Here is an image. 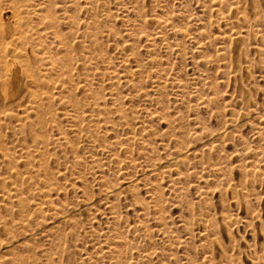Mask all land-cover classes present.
Segmentation results:
<instances>
[{
    "label": "rangeland",
    "instance_id": "374dc122",
    "mask_svg": "<svg viewBox=\"0 0 264 264\" xmlns=\"http://www.w3.org/2000/svg\"><path fill=\"white\" fill-rule=\"evenodd\" d=\"M11 1H0V25L14 29L20 22L21 31L25 30L18 47L26 49L25 59L33 60L35 66L32 91L36 94L37 112L35 107L29 113L24 108L17 110L0 104V125L4 122L0 126V176H4L3 183L6 181L3 185L0 178V242L14 239L13 248L9 253L1 251L0 257L16 263L19 259L18 264L26 259V264H32V260L33 264H114L119 255L114 252L124 251L121 259L117 258L119 264H264V0H52L53 5L51 0H20L30 6ZM23 6L25 10H21ZM46 14L52 21L58 18L52 22L48 16V22L44 19ZM143 19L157 21V27L147 25ZM24 25L34 31L29 32ZM229 32L239 33L243 40L238 51L242 49L244 59L237 64L229 57ZM47 61L50 68L46 67ZM109 78L117 79V83ZM237 86L246 93L245 99L239 98ZM4 89L1 85V94L6 92ZM3 112L14 117L3 116ZM29 140L35 142L30 141L27 147ZM37 146L43 149L41 153ZM30 147H34V152ZM182 153H187V157ZM178 154L183 156L177 162L174 158ZM152 164L155 167H148ZM147 169H156V175L152 177ZM29 170L33 171L32 176ZM34 172L38 176L33 178ZM20 175L21 179L16 180ZM45 180L52 186L56 182V186L52 189ZM126 182L131 187L128 190L122 187ZM104 191L112 196H105ZM7 192L23 194L20 197L27 199L23 201L25 207L8 199ZM25 194H29L28 198ZM50 197L53 208L49 205L43 212L34 210L36 204ZM155 198L159 206H155ZM31 200L38 203L33 202V206ZM4 207L6 211L12 208L9 215ZM26 213L33 214L29 220ZM26 218L34 223L30 224L34 226L32 232L25 235L23 228V232L17 227L13 230L14 224L27 223ZM1 222L7 224L6 229Z\"/></svg>",
    "mask_w": 264,
    "mask_h": 264
},
{
    "label": "bare ground",
    "instance_id": "6f19581e",
    "mask_svg": "<svg viewBox=\"0 0 264 264\" xmlns=\"http://www.w3.org/2000/svg\"><path fill=\"white\" fill-rule=\"evenodd\" d=\"M0 1H1V0H0ZM2 1H3V0H2ZM6 1H7V0H6ZM8 1H9V0H8ZM12 1H14V0H12ZM12 1H11V2H12ZM16 1H18V0H16ZM16 1H15V2H16ZM19 1H20V0H19ZM25 1H26V0H25ZM41 1H42V0H41ZM51 1H52V0H51ZM54 1H55V0H54ZM88 1L90 2V0H88ZM88 1H87V2H88ZM219 1H220V3L222 2L221 0H219ZM20 2H21V1H20ZM47 2H48V1H47ZM47 2H46V3H47ZM49 2H50V1H49ZM49 2H48V3H49ZM89 2H88V4L91 3V2H90V3H89ZM237 2H238V1H237ZM241 2H242V1H241ZM249 2H250V1H249ZM251 2H252V1H251ZM21 3H22V4H26L25 2H24V3L21 2ZM27 3H28V2H27ZM40 3H42V2H40ZM44 3H45V2H44ZM50 3L52 4L53 1L50 2ZM220 3H219V4H220ZM8 4H9V3H8ZM38 4H39V3H38ZM38 4H37V5H38ZM53 4H54V3H53ZM53 4H52V5H53ZM74 4H76V3H74ZM241 4H242V3H241ZM14 5L16 6L15 3H14ZM20 5H21V4H20ZM20 5H19V6H20ZM28 5H29V4H28ZM28 5L26 4L25 6H28ZM45 5H46V4H45ZM52 5H50V6H52ZM216 5H217V4H216ZM246 5H247V4H246ZM29 6H30V5H29ZM39 6H40V8H41L42 5H39ZM39 6H38V7H39ZM73 6H74V7H73ZM220 6H221V5H220ZM243 6H244V5H243ZM5 7H6V6H5ZM44 7L47 8L46 6H44ZM48 7H49V6H48ZM52 7H53V6H52ZM70 7H71V8L73 7V8H75V9L77 8V7H75V5H72V6H70ZM147 7H148V6H147ZM225 7H226V6H225ZM233 7H235V6H232V8H233ZM35 8H36V7H35ZM42 8H43V6H42ZM49 8H50V7H49ZM49 8H48V10H49ZM62 8H63V7H62ZM66 8H67V7H66ZM214 8H215V7H214ZM219 8H220V7H219ZM6 9H7V8H6ZM12 9H13V8H12ZM15 9H17V7H16ZM22 9L25 10L26 7L24 8V6H23V7H21V10H22ZM27 9H28V8H27ZM30 9H31V8H30ZM30 9H28V10H30ZM43 9H44V8H43ZM69 9H70V8H69ZM35 10H36V9H35ZM51 10H52V8H51ZM60 10H61V9H60ZM64 10H65V9H64ZM64 10H63V11H64ZM214 10H215V9H213V11H214ZM230 10H231V9H230ZM36 11H37V10H36ZM36 11H35L34 13H36ZM49 11H50V10H49ZM54 11H55V10H54ZM73 11H74V9H73ZM222 11H223V10H222ZM235 11H236V10H235ZM17 12H20V14H21V11H17ZM26 12H27V11H26ZM28 12H29V11H28ZM28 12H27V13H28ZM46 12H47V11H46ZM56 12H57V11H56ZM61 12H62V11H61ZM64 12H65V11H64ZM71 12H72V11H71ZM144 12H145V11H144ZM227 12H228V11H227ZM229 12H230V11H229ZM232 12H234V11L231 10V13H232ZM22 13H23V11H22ZM24 13H25V11H24ZM27 13H26V14H27ZM38 13H40V12L38 11ZM41 13H44V12H41ZM41 13H40V14H41ZM69 13H70V12H68L67 15H69ZM149 13H150V12H149ZM214 13H215V12H214ZM54 14H55V13H54ZM65 14H66V13H64V15H65ZM143 14H144V13H143ZM146 14H147V13H146ZM221 14H223V13L221 12ZM229 14H230V13H229ZM21 15H22V14H21ZM24 15H25V14H24ZM27 15H28V14H27ZM42 15H43V14H42ZM42 15H41V18H42ZM46 15H47V14H46ZM55 15H56V14H55ZM233 15H234V13H233ZM256 15H258V14H256ZM13 16L16 17V10H14V9H13ZM22 16H23V15H22ZM29 16H30V15H29ZM37 16H38V14H37ZM44 16H45V14H44ZM48 16H49V18L51 17L50 15H47L44 19L48 20ZM52 16H54V15H52ZM149 16H150V15H149ZM217 16H218V14H217ZM219 16H220V15H219ZM224 16H225V15H224ZM229 16H230V15H229ZM229 16H228V17H229ZM236 16H237V15H236ZM240 16H241V18H242V15H241V14H240ZM18 17H19V16H18ZM30 17H31V16H30ZM54 17H55V16H54ZM66 17H67V16H66ZM19 18H20V17H19ZM21 18H22V17H21ZM26 18H27V17H26ZM55 18H56V17H55ZM57 18H58V17H57ZM57 18H56V19H57ZM145 18H146V17H145ZM147 18H148V17H147ZM225 18H226V17H225ZM235 18H236V17H235ZM235 18H233V19H235ZM237 18H239V17L237 16ZM241 18H239V20H240ZM17 19H18V18H17ZM31 19H32V18H31ZM50 19H51V18H50ZM50 19H49V20H50ZM56 19H53V21H54V20L56 21ZM62 19H63V18H62ZM66 19H67V18H66ZM69 19H70V17H69ZM223 19H224V18H222V20H223ZM228 19H230V18H228ZM244 19H245V18H244ZM18 20H19V19H18ZM22 20H25V19H24V16H23V19H22ZM37 20L40 21L39 18H38ZM49 20H48V22H51V21H52V19H51V21H49ZM77 20H78V19H77ZM143 20H144V19H143ZM163 20H165V19H163ZM171 20H172V19H171ZM226 20H227V18L225 19V22H226ZM235 20H236V19H235ZM247 20H248V19H247ZM247 20H246V21H247ZM19 21H21V20H19ZM41 21H42V19H41ZM53 21H52V22H53ZM57 21H59V20H57ZM144 21H146L145 23H147V25H151V26L153 25V26H156V27H157V21H155V20H153V19H151V20H149V21H148V20H144ZM161 21H162V20H161ZM212 21H213V20H212ZM227 21H228V20H227ZM230 21H231V20H230ZM230 21H229V22H230ZM14 22H15V21H14ZM46 22H47V21H46ZM162 22H163V21H162ZM165 22H166V21H165ZM238 22H240V21H238ZM238 22H237V23H238ZM8 23H9V22H8ZM21 23H22V22H21ZM23 23H24V22H23ZM25 23H26V22H25ZM42 23H43V21H42ZM58 23H59V22H58ZM60 23H61V22H60ZM60 23H59V25H62V24H60ZM143 23H144V22H143ZM168 23H170V22H168ZM16 24H17L16 26H18V27H17V28H14V29H9L11 26H10L9 28H8V27L6 28V26L3 27L2 25H0V38H1L0 40H2V41L4 42V43L0 44V88H1V85H2V86L5 88L4 91H6L5 93L3 92V94L0 93V104H1L2 106H4V107H13V109H14V108H18L17 110H19V108H24V109H25V112H27V111L30 110V109L33 110L34 107H35V103H36V102L34 101V100H35V96H36V94L34 95V93H33V91H32V88L34 87L33 85H35V82H36V80H35V77H36V72H35V71H36V70H35L34 63L32 62L33 60L30 62V60L28 61V59H25V57H26V49H25V48H20V47H18V43L21 42L20 40H22L23 36H25V34H24V33H25V30L21 31V25H22V24L20 25V22H19V23L16 22ZM30 24H31V23H30ZM53 24H55V23H53ZM77 24H78V23H77ZM211 24H212V23H211ZM227 24H230V23H227ZM240 24H241V23H240ZM243 24H244V21H243ZM246 24H247V23H246ZM5 25H7V24H5ZM44 25L46 26V23H44ZM47 25H48V26H47V28H48V27H49V23H47ZM51 25H52V23H51ZM144 25H145V24H144ZM217 25H218V24H217ZM238 25H239V24H238ZM24 26H25V25H24ZM31 26H32V24H31ZM35 26H37V25H35ZM210 26H211V28H212V25H210ZM228 26H229V25H228ZM22 27H23V26H22ZM25 27H26V26H25ZM25 27H23V29H24ZM28 27H29V26H28ZM28 27H26V28H28ZM33 27H34V26H33ZM50 27H51V26H50ZM52 27H54V26H52ZM52 27H51V28H52ZM145 27H146V26H145ZM161 27H162V26H161ZM171 27H172V26H171ZM238 27H239V26H238ZM240 27H241V26H240ZM249 27H250V26H249ZM26 28H25V29H26ZM39 28H40V27H39ZM47 28H45V29H47ZM54 28H55V27H54ZM57 28H58V26L56 25V28H55V29H57ZM149 28H150V27H149ZM165 28H166V27H165ZM165 28H164V29H165ZM246 28H247V27H246ZM246 28H245V29H246ZM35 29H36V28H35ZM37 29H38V28H37ZM40 29H42V28H40ZM147 29H148V28H147ZM152 29H153V28H152ZM154 29H155V28H154ZM154 29H153V30H154ZM159 29H160V28H159ZM166 29H167V28H166ZM169 29H170V27H169ZM169 29H168V30H169ZM172 29H173V28H172ZM234 29H235V27H234ZM242 29H243V28H242ZM247 29H248V28H247ZM42 30H43V29H42ZM42 30H41V31H42ZM57 30H58V29H57ZM149 30H151V29H149ZM240 30H241V28H240ZM240 30H237V31L240 32ZM28 31L31 32V31H34V30L31 29V27H30V28H28ZM35 31H36V33H39L37 30H35ZM50 31H52V29H51ZM157 31H159V30H157ZM170 31H171V30H170ZM229 31H230V30H229ZM56 32H57V31H56ZM56 32H55V33H56ZM151 32H152V31H151ZM246 32H248V31H246ZM254 32H255V31H253V33H254ZM32 33H34V32H32ZM32 33H31V34H32ZM229 33H230V34H229V36H230L232 32H229ZM240 33H241V32H240ZM249 33H250V32H249ZM51 34H53V32H52ZM57 34H58V32H57ZM256 34H257V33H256ZM26 35H29V34L27 33ZM33 35H34V34H32V37H33ZM40 35H41V33H40ZM43 35H44V34H43ZM55 35H56V34H55ZM58 35H60V34H58ZM58 35H57V36H58ZM125 35H126V34H125ZM129 35H130V34H129ZM151 35H152V33H151ZM189 35H190V34H189ZM241 35H242V34H241ZM35 36H36V35H35ZM44 36H45V35H44ZM44 36H43V37H44ZM148 36H149V35H148ZM156 36H157V35H156ZM224 36H227V35H224ZM224 36H223V37H224ZM242 36H243V35H242ZM242 36H241V37H242ZM30 37H31V35H30L28 38H30ZM43 37H42V38H43ZM45 37H46V36H45ZM93 37H94V36H93ZM142 37H143V36H142ZM151 37H152V36H151ZM227 37H228V36H227ZM230 37H232V38H231V43H230L231 46H230V50H229V53H230V56H229V57H231V61H232L233 63H236V64H237V62H240V61L242 62L243 59H244V54H243V52H242V49H241V52L238 51L239 44H240L241 42H243V40L241 41L240 36H239V33H234V34L231 35ZM249 37H250V35H249ZM252 37H253V35H252ZM34 38H35V37H34ZM38 38H39V36H38ZM57 38H58V37H57ZM153 38H155L154 35H153ZM255 38H256V36H255ZM35 39H36V38H35ZM35 39H33V40H35ZM40 39H41V38H40ZM148 39H149V38H148ZM227 39H229V37H228ZM243 39H244V38H243ZM5 40L7 41V43H5ZM24 40H25V39H24ZM24 40H23V41H24ZM33 40H32V41H33ZM38 40H39V39H38ZM141 40H142V39H141ZM153 40H155V39H153ZM244 40H245V39H244ZM25 41H26V40H25ZM27 41H31V39H30V40L28 39ZM56 41H57V40H56ZM148 41H149V40H148ZM155 41H156V40H155ZM155 41H153V42L155 43ZM0 42H1V41H0ZM82 42H83V41H82ZM156 42H157V41H156ZM228 42H229V40H228ZM244 42H245V41H244ZM25 43L28 44V42H25ZM20 44H21V43H20ZM31 45H32V44H31ZM86 45H87V44H86ZM242 45H244V47H246L245 44H242ZM33 46H34V45H33ZM33 46H32V47H33ZM87 46H88V45H87ZM25 47H26V46H25ZM241 47H242V46H241ZM33 48H34V47H33ZM98 49H99V48H98ZM33 50H34V49H33ZM35 50H36V49H35ZM224 50L226 51V49H224ZM244 50H245V48H244ZM65 51L67 52V50H65ZM100 51H101V50H100ZM256 51H257V50H256ZM37 52H39V51L37 50ZM84 52H85V51H84ZM223 52H224V51H223ZM244 52H245V51H244ZM88 53H89V52H88ZM229 53H228V54H229ZM247 53H248V52H247ZM257 53H258V52H257ZM40 54H41V53H40ZM226 54H227V53H226ZM255 54H256V53H255ZM38 55H39V54H38ZM42 55H44V54H42ZM50 55H51V54H50ZM59 55H60V54H59ZM248 55H249V54H248ZM248 55L246 54L245 56L247 57ZM27 56H28V54H27ZM39 56H40V55H39ZM226 56L228 57V55H226ZM64 57H65V56H64ZM135 57H137V56H135ZM229 57H228V58H229ZM28 58H29V57H28ZM100 58H101V57H100ZM40 59H41V58H40ZM43 59H44V58H43ZM50 59H51V58H50ZM75 59H77V58H75ZM79 59H80V58H79ZM79 59H78V60H79ZM47 60H48V59H47ZM69 60H70V59H69ZM92 60H93V58H92ZM123 60H124V59H123ZM226 60H227V59H226ZM40 61L42 62V60H40ZM43 61H46V59L43 60ZM48 61H49V60H48ZM48 61H47V62H48ZM95 61H96V60H95ZM128 61H129V60H128ZM244 61H245V60H244ZM248 61H249V60H248ZM41 62H40V63H41ZM49 62H50V61H49ZM49 62H48V63H49ZM78 62H79V61H78ZM81 62H82L81 64L84 65V64H83V61H81ZM84 62L86 63V61H84ZM87 62H88V61H87ZM89 62H90V60H89ZM89 62H88V63H89ZM126 62H127V61H126ZM135 62H136V61H135ZM137 62H138V61H137ZM229 62H230V61H229ZM245 62H246V61H245ZM38 63H39V62H38ZM45 63H46V62H45ZM50 63H52V62H50ZM50 63H49L48 65L45 64L46 67H47V66L49 67V66H50ZM54 63H56V62H54ZM54 63H53V64H54ZM90 63H91V62H90ZM90 63H89V64H90ZM248 63H250V62H248ZM41 64H42V63H41ZM41 64H40V65H41ZM66 64H67V63H66ZM69 64H70V63H69ZM81 64H79L80 67H82ZM89 64H88V65H89ZM230 64H231V63H230ZM236 64H233V65H236ZM250 64H251V63H250ZM86 65H87V64H86ZM88 65H87V66H88ZM120 65H121V63H120ZM123 65H125V64L122 63L121 67H123ZM126 65H127V64H126ZM226 65H227V64H226ZM248 65H249V64H248ZM36 66H39V65H36ZM54 66H55V65H54ZM54 66H53V67H54ZM230 66H231V65H230ZM239 66H240V65H239ZM51 67H52V66H51ZM56 67H57V66H56ZM56 67H54V68H56ZM67 67H68V66H67ZM70 67H71V66H70ZM119 67H120V66H119ZM124 67H125V66H124ZM124 67H123V68H124ZM224 67H225V66H224ZM253 67H254V66H253ZM257 67H258V66H257ZM43 68H44V65H43ZM43 68H42V69H43ZM49 68H50V67H49ZM57 68H58V67H57ZM57 68H56V70H58ZM84 68H85V66H84ZM84 68L82 67V69H84ZM86 68H87V70H89L88 67H86ZM91 68H92V67H91ZM91 68H90V70H91ZM126 68H127V67H125V69H126ZM36 69H37V67H36ZM96 69H97V68H96ZM125 69H124V70H125ZM137 69H138V68H137ZM50 70H51V69H50ZM53 70H54V69H53ZM85 70H86V69H85ZM124 70H123V71H124ZM128 70H129V68H128ZM134 70H135V69H134ZM244 70H245V69H244ZM37 71H38V69H37ZM76 71H77V70H76ZM129 71H131V69H130ZM43 72H44V71H42V73H43ZM47 72H48V71H46V73H47ZM52 72H53V71H52ZM70 72H71V71H70ZM79 72H80V71H79ZM95 72H98V71L95 70ZM95 72H93V74H94ZM114 72H115V71H114ZM126 72H127V71H125V73H126ZM137 72H138V71H137ZM137 72H136V71H133V70L131 71L132 74H135V73H137ZM125 73H124V74H125ZM129 73H130V72H128V74H129ZM138 73H139V72H138ZM138 73H137V74H138ZM44 74H45V73H44ZM93 74H92L91 77L95 76V75H93ZM95 74H97V73H95ZM113 74H114V73H113ZM119 74H121V76H122V73H119ZM128 74H125V75H128ZM230 74H231V73H230ZM237 74H238V73H237ZM40 75H41V74H40ZM40 75H38V77H39ZM61 75H62V74H61ZM99 75H100V74H99ZM117 75H118V74H117ZM129 75H130V74H129ZM129 75H128V77H129ZM138 75H139V74H138ZM234 75H235V74H234ZM41 76H42V75H41ZM43 76H45V75H43ZM46 76H47V74H46ZM76 76H77V75H76ZM97 76H98V75H97ZM101 76H102V75H101ZM229 76H230V75H229ZM241 76H242V75H241ZM38 77H37V78H38ZM89 77H90V76H89ZM89 77H87V78L89 79ZM112 77H113V76H112ZM134 77H135V76H134ZM244 77H245V75H244ZM41 78H42V77H41ZM52 78H53V77H52ZM78 78H79V77H78ZM78 78H77V79H78ZM119 78H120V77H119ZM235 78H236V77H235ZM247 78H248V77H247ZM42 79L44 80V78H42ZM59 79H60V78H59ZM109 79H110V78H109ZM112 79H113V78H111L110 80H112ZM126 79H129V78H126ZM126 79H125V77H124V80H126ZM236 79H237V78H236ZM241 79H242V78H241ZM245 79H246V78H245ZM38 80H39V79H38ZM69 80H72V79L69 78ZM91 80H92V79H91ZM113 80H115V79H113ZM113 80H112V81H113ZM116 80H117V79H116ZM116 80H115V81H116ZM40 81H41V80H40ZM64 81H65V80H64ZM89 81H90V80H89ZM129 81H130V80H129ZM230 81H231V80H230ZM243 81H244V80H243ZM37 82H38V81H37ZM62 82H63V81H62ZM78 82H79V80H77V84L80 83V82H79V83H78ZM86 82H87V81H86ZM56 83H57V82H56ZM88 83H90V82H88ZM88 83H87V84H88ZM91 83H92V81H91ZM111 83H112V82H111ZM113 83H114V82H113ZM116 83H117V81H116ZM124 83H125V82H124ZM128 83H130V82H128ZM235 83H236V81H235ZM114 84H115V83H114ZM120 84H121V83H120ZM122 84H123V83H122ZM122 84H121V85H122ZM125 84H126V83H125ZM130 84H131V83H130ZM243 84H244V83H243ZM88 85H89V84H88ZM88 85H87V86H88ZM244 85H245V84H244ZM87 86H86V87H87ZM134 86H135V85H134ZM235 86H236V85H235ZM245 86H247V85H245ZM57 87H58V86H57ZM114 87H115V86H114ZM114 87H113V88H114ZM120 87H121V86H120ZM120 87H119V89H120ZM58 88H59V87H58ZM109 88H110V87H109ZM113 88H112V89H113ZM130 88H131V87H130ZM132 88H133V87H132ZM233 88H235V87H233ZM2 89H3V88H2ZM54 89H55V88H54ZM112 89H111V90H112ZM117 90H118V89H117ZM117 90H115L114 93H116ZM120 90H121V89H120ZM120 90H119V91H120ZM0 91H1V90H0ZM237 91H238V93H239V95H240L239 98H241V99H245V97H246V96H245L246 93H245L240 87H238V86H237ZM111 92H112V91H111ZM38 93H39V92H38ZM114 93H112V94H114ZM43 94H44V93H43ZM47 94H48V93H47ZM118 94H119V92H117V95H118ZM48 95H50V94H48ZM48 95H47V96H48ZM110 95H111V94H110ZM38 96L40 97V95H38ZM113 96H114V95H113ZM118 96H119V95H118ZM41 97H42V96H41ZM41 97H40V98H41ZM115 97H116V95H115ZM115 97H114V98H115ZM40 98H37V99H40ZM37 99H36V100H37ZM41 99H42V98H41ZM118 99H119V97H118ZM118 99H117V100H118ZM248 99H249V98H248ZM248 99H247V100H248ZM44 100H46V99H44ZM51 100H52V99H51ZM117 100H116V101H117ZM233 100L236 101L235 99H233ZM37 101H38V100H37ZM47 101H49V100H47ZM47 101H45V102H47ZM211 101H212V100H211ZM234 101H233V102H234ZM241 101H242V100H241ZM248 101H249V100H248ZM38 102L42 104V102H41L40 100H39ZM38 102H37V103H38ZM117 102H118V101H117ZM207 102H208V101H207ZM43 103H44V101H43ZM238 103H239V102H238ZM91 104H92V103H91ZM38 106H41V105H38ZM37 108H38V107H37ZM26 109H27V110H26ZM38 109H39V108H38ZM35 110H36V111H35V113H36V112H37L36 107H35ZM21 111H22V110H21ZM19 112H20V111H19ZM19 112H18V113H19ZM28 112H29V111H28ZM30 112H31V111H30ZM30 112H29V113H30ZM3 113H4V112H3ZM7 113H8V112H7ZM32 113H33V112H32ZM91 113H92V112H91ZM5 114H6V113H4L3 116H5ZM9 114H10V113H8V114H6V115H9ZM80 114H81V113H80ZM85 114H88V113L85 112ZM85 114L83 113V115H85ZM12 115H13V114H10V117H12ZM25 115H26V114H25ZM27 115H28V113H27ZM17 116H18V115H17ZM64 116H65V115H64ZM64 116H63L62 118H64ZM66 116H67V115H66ZM66 116H65V117H66ZM68 116H69V115H68ZM81 116H82V115H81ZM81 116H80V117H81ZM85 116H86V115H85ZM89 116L91 117L92 114H91V115L89 114ZM253 116H254V115H253ZM10 117H9V118H10ZM13 117H14V115H13ZM21 117H22V116H21ZM21 117H20V118H21ZM23 117H24V115H23ZM23 117H22V118H23ZM25 117H26V116H25ZM27 117H28V116H27ZM29 117H30V115H29ZM32 117H33V116H32ZM32 117H31V118H32ZM36 117H37V115H36ZM36 117H35V119H37ZM49 117H50V116H49ZM49 117H48V120H51V119H49ZM243 117H244V116H243ZM1 118H2V117H1ZM1 118H0V119H1ZM3 118H4V117H3ZM17 118H19V117H17ZM22 118H21V119H22ZM39 118H41V120H42V116H41V117L39 116ZM44 118H45V117H44ZM44 118H43V120H44ZM46 118H47V117H46ZM50 118H51V117H50ZM5 119H6V117H5ZM13 119H14V118H12V120H13ZM33 119H34V118H33ZM33 119H32V120H33ZM66 119H67V118H66ZM70 119H71V117H70ZM72 119H73V117H72ZM75 119H76V118H75ZM3 120H4V119H2V121H3ZM18 120H19V119H18ZM18 120H17V121H18ZM23 120H24V119H23ZM32 120H31V121H32ZM43 120H42V121H43ZM87 120H88V119H87ZM7 121H8V120H7ZM19 121H20V120H19ZM35 121H36V120H35ZM38 121H40V119H39ZM44 121H45V120H44ZM72 121H73V120H72ZM77 121H78V120H77ZM83 121H84V118H83ZM85 121H86V120H85ZM88 121H89V120H88ZM21 122H22V121H21ZM121 122H122V121H121ZM3 123H4V122H3ZM3 123H2L1 125H3ZM25 123H26V118H25ZM29 123H30V122H29ZM109 123H110V122H109ZM7 124H8V123H7ZM10 124H11V122H10ZM16 124H17V123H16ZM16 124H15V125H16ZM19 124H21V123H19ZM23 124H24V122H23ZM27 124H28V123H27ZM31 124H32V123H31ZM76 124H78V123H76ZM76 124H74V126H75ZM93 124H94V123H93ZM115 124H116V123H115ZM1 125H0V126H1ZM15 125H14V126H15ZM43 125H44V124H43ZM43 125H42V127H43ZM45 125H46V124H45ZM48 125H49V124H48ZM53 125H54V124H53ZM229 125H230V124H229ZM3 126H4V125H3ZM3 126H2V127H3ZM5 126H6V122H5ZM14 126H13V128H14ZM22 126L24 127L25 125H22ZM29 126H30V125H29ZM51 126H52V125H51ZM11 127H12V125L9 126V128H11ZM17 127H18V126H17ZM20 127H21V126H20ZM30 127H31V126H30ZM36 127H37V126H36ZM38 127H39V126H38ZM38 127H37V128H38ZM94 127H95V126H94ZM117 127H118V126H117ZM230 127H231V126H230ZM13 128H12V130H13ZM26 128H27V125H26ZM26 128H25V129H26ZM31 128H32V127H31ZM44 128H45V126H44ZM48 128H49V127H48ZM48 128H46V129H48ZM28 129H29V128H28ZM33 129H34V128H33ZM35 129H36V128H35ZM39 129H40V128H39ZM46 129H45V130H46ZM74 129H75V128H74ZM17 130L19 131L20 128H19V129L17 128ZM30 130H31V129H30ZM30 130H29V131H30ZM48 130H49V129H48ZM71 130H72V129H71ZM14 131H15V129H14ZM18 131H17V132H18ZM23 131H24V130H23ZM26 131H27V130H26ZM32 131H33V130H32ZM40 131H41V130H40ZM55 131H56V130H55ZM73 131H75V130H73ZM21 132H22V131H21ZM42 132H43V131H42ZM23 133H24V132H23ZM28 133H29V132H28ZM32 133L34 134V133H36V132H32ZM37 133H38V132H37ZM39 133H40V132H39ZM44 133H45V132H44ZM74 133H75V132H74ZM42 134H43V133H42ZM77 134H78V133H77ZM202 134H204V133H202ZM9 135H10V134H9ZM27 135H28V134H27ZM34 135H35V134H34ZM38 135H39V134H38ZM74 135H75V134H74ZM83 135H84V137L86 138V134H83ZM87 135H88V134H87ZM91 135H92V133H91ZM29 136H30V135H29ZM89 136H90V134H89ZM89 136H87L88 139H89ZM46 137H47V136H46ZM91 137H92V136H91ZM32 138H33V137H32ZM32 138H31V139H32ZM34 138H35V137H34ZM39 138H40V136H39ZM81 138H82V137H81ZM85 138H84V139H85ZM201 138H203V137H201ZM201 138H199V139H201ZM46 139L48 140V138H46ZM61 139H62V137H61ZM63 139H64V138H63ZM88 139H87V140H88ZM90 139H92V138H90ZM90 139H89V140H90ZM199 139H198V140H199ZM203 139H204V138H203ZM32 140H33V139H32ZM32 140H29L28 142L25 141V142H26L27 145H28V143H29L30 141L32 142ZM34 140H35V139H34ZM39 140H40V139H39ZM42 140H44V139H43V135H42ZM89 140H88V141H89ZM44 141H45V140H44ZM48 141H49V140H48ZM50 141H51V140H50ZM59 141H60V140H59ZM63 141H64V140H63ZM65 141H66V140H65ZM65 141H64V142H65ZM34 142H35V141H34ZM34 142H32V143H34ZM38 142H39V141H38ZM40 142H41V141H40ZM90 142H91V141H90ZM94 142H95V141H94ZM48 143H50V142H48ZM85 143H86V142H85ZM91 143H93V142H91ZM24 144H25V143H24ZM29 144H30V143H29ZM36 144H38V143H36ZM42 144H43V143H42ZM42 144H41V145H42ZM30 145H31V144H30ZM30 145H28L27 147H29ZM43 145H44V144H43ZM43 145H42V146H43ZM34 146H35V144H34ZM46 146H47V145H46ZM89 146H90V145H89ZM89 146H88V147H89ZM91 146H93V145H91ZM95 146H96V148L98 147L97 144H95ZM23 147H24V149L26 148L25 145H24ZM35 147H36V146H35ZM30 148H32V147H30ZM33 148H34V147H33ZM33 148H32V151H33ZM42 148L44 149V146H43ZM42 148L39 149L38 146H37L36 149H39L37 152H39ZM60 148H61V147H60ZM60 148H59V149H60ZM91 148H92V147H91ZM94 148H95V147H94ZM20 149H21V148H20ZM24 149L22 148L23 151H24ZM26 149H27V148H26ZM28 149H29V148H28ZM36 149H34V150H36ZM43 149H42V151H43ZM92 149H93V148H92ZM99 149H100V148H99ZM99 149H98V150H99ZM104 149H106V148H104ZM47 150H48V148H47ZM47 150H46V151H47ZM27 151H28V150H26L25 152H27ZM32 151L29 150L30 154L32 153ZM92 151H93V150H92ZM100 151H101V150H100ZM176 151H177V150H176ZM187 151H188V150H187ZM33 152H34V151H33ZM48 152H49V151H48ZM60 152H62V151H60ZM101 152H102V151H101ZM104 152H105V151H104ZM179 152H180V151H179ZM185 152H186V151H185ZM39 153H41V152H39ZM39 153H38V155H39ZM44 153H45V152H44ZM95 153H96V152H95ZM98 153H99V152H98ZM102 153H103V152H102ZM19 154H21V152H19ZM24 154L26 155L27 153H24ZM24 154H21V155H24ZM28 154H29V153H28ZM32 154H33V153H32ZM36 154H37V153H36ZM36 154H35V155H36ZM42 154H43V153H42ZM45 154H46V153H45ZM45 154H44V155H45ZM48 154H49V153H48ZM176 154H177V153H176ZM182 154H184V153H182ZM182 154H181V155H182ZM186 154H187V153H186ZM186 154H184V155L186 156ZM191 154H192V153H191ZM46 155H47V154H46ZM50 155H53V154H50ZM172 155H173V154H172ZM181 155L178 154V155L176 156V158H174V161H177V162L180 161V160H181V157L183 156V155H182V156H181ZM192 155H193V154H192ZM32 156H33V155H32ZM40 156H41V155H40ZM42 156H43V155H42ZM42 156H41L40 158H42ZM173 156H175V155H173ZM1 157H4V154H3V156L1 155ZM9 157H10V156H9ZM18 157H19V156H18ZM18 157H17V158H18ZM23 157H24V156H23ZM27 157H28V156H27ZM29 157H30V156H29ZM34 157H35V156H34ZM38 157H39V156H38ZM38 157L36 158V160L39 159ZM44 157H45V156H43V158H44ZM186 157H187V156H186ZM31 158H32V157H31ZM92 158H93V157H92ZM183 158H185V157H183ZM5 159H6V157H5ZM9 159H10V158H9ZM21 159H22V157H21ZM27 159H28V161H29V158H27ZM48 159H49V158H48ZM7 160H8V158H7ZM23 160H24V158L22 159V161H23ZM32 160H35V158L31 159V160H30V163L33 162ZM42 160H43V159H42ZM51 160H52V159H51ZM172 160H173V159H172ZM172 160H171V161H172ZM192 160H193V159H192ZM10 161H12V160L10 159ZM10 161H8V162H10ZM14 161H15V160H14ZM39 161H40V160H38V161H36V162H39ZM44 161H45V159H44ZM183 161H184V160H183ZM15 162H17V161H15ZM25 162H26V161H25ZM34 162H35V161H34ZM36 162H35V163H36ZM41 162H42V161H41ZM10 163H11V162H10ZM21 163H22V162H21ZM30 163H29V164H30ZM39 163H40V162H39ZM183 163H184V162H183ZM29 164H28V166H29ZM40 164H43V163H40ZM165 164H166V163H165ZM184 164H185V163H184ZM205 164H206V163H205ZM19 165H20V164H19ZM24 165H25V164H24ZM26 165H27V163H26ZM33 165L35 166V164H32V166H33ZM45 165H46V164H45ZM159 165H160V164H159ZM177 165H178V163H177ZM179 165H180V164H179ZM30 166H31V165H30ZM34 166H33V167H34ZM203 166H204V164H203ZM205 166H206V165H205ZM13 167L16 168V166H14V165H13ZM23 167H24V166H23ZM66 167H67V166H66ZM66 167H65L64 170H63L64 172H65ZM140 167H141V166H140ZM144 167H145V166H144ZM148 167L153 168V167H155V166L152 164L151 166H148ZM211 167H213V166H211ZM31 168H32V167H31ZM31 168H30V169H31ZM34 168H35V167H34ZM37 168H38V166H37ZM37 168H36V169H37ZM145 168H147V166H146ZM156 168H157V167H156ZM26 169H27V172H26V173H28V168L26 167ZM38 169H39V168H38ZM43 169H45V168H43ZM16 170H17V169H16ZM32 170H33V169H32ZM39 170H40V169H39ZM46 170H47V169H45L44 171H46ZM147 170H148V169H147ZM209 170H210V169H209ZM212 170H213V168H212ZM212 170H211V171H212ZM218 170H219V169H218ZM11 171H12V170H11ZM13 171H14V170H13ZM25 171H26V170H25ZM33 171H34V170H33ZM33 171H32V172H33ZM44 171H43V172H44ZM67 171H68V169H67ZM67 171H66V172H67ZM139 171H140V170H139ZM148 171H149V170H148ZM148 171H147V172H148ZM156 171H157L156 169H152V170L149 171L150 173H148V174H150V175L153 177L154 175H156ZM158 171H159V170H158ZM8 172H9V171H8ZM17 172H18V171H17ZM29 172H30V175L32 176V172H31L30 170H29ZM38 172H39V171H38ZM38 172H36V173L38 174ZM143 172H145V171H143ZM14 173H15V172H14ZM36 173L34 172L33 175L36 174ZM46 173H48V171H46ZM46 173H45V174H46ZM55 173H56V172H55ZM55 173H54V174H55ZM59 173H61V172L59 171ZM69 173H70V172H69ZM69 173H65V175H66V174L68 175ZM6 174H8V173H6ZM9 174H10V173H9ZM12 174H13V173H12ZM12 174H11V175H12ZM19 174H21V173H19ZM22 174H23V173H22ZM45 174H44V175H45ZM57 174H58V173H57ZM57 174H55V175H57ZM62 174L64 175V173H62ZM78 174H79V173H78ZM246 174H247V173H246ZM16 175H18V174H16ZM23 175H25V174H23ZM42 175H43V174H42ZM51 175H52V173H51ZM144 175H145V174H144ZM144 175H143V176H144ZM160 175H161V174H160ZM36 176H38V175H34L33 178L36 177ZM47 176H48V175H47ZM47 176H46V177H47ZM49 176H50V175H49ZM60 176H61V175H60ZM60 176H59V177H60ZM71 176H72V175H71ZM141 176H142V175H141ZM247 176H248V175H247ZM3 177H4V176H3ZM3 177L0 176L1 181L4 179ZM6 177H8V176H6ZM18 177H20V178L18 179ZM25 177H27V176H25ZM28 177H29V176H28ZM39 177H40V176H39ZM57 177H58V176H57ZM59 177H58V178H59ZM61 177L63 178V177H66V176H61ZM82 177H84V176H82ZM2 178H3V179H2ZM8 178H9V177H8ZM14 178H16V177H14ZM37 178H38V177H37ZM51 178H52V177H51ZM51 178H50V179H51ZM62 178H61V179H62ZM77 178H78V177H77ZM5 179H6V178H5ZM17 179L20 180V179H21V175H20V176H17L16 180H17ZM22 179H23V178H22ZM47 179H48V178H47ZM61 179H60V180H61ZM8 180L12 181L10 178H9ZM13 180H14V179H13ZM26 180H27V178H26ZM26 180L24 179V182H25ZM30 180H32V181L34 182V180H36V178H35L34 180H33V179H30ZM78 180H79V179H78ZM138 180H139V179H138ZM138 180H136V181L139 182ZM1 181H0V182H1ZM100 181H101V180H100ZM136 181H135V182H136ZM140 181H141V179H140ZM161 181H162V180H161ZM5 182H6V181H5ZM5 182H4V183H5ZM19 182H20V181H19ZM19 182H18V183H19ZM24 182H23V183H24ZM33 182H32V183H33ZM43 182H44V181H43ZM129 182H130V181H129ZM242 182H243V181H242ZM2 183H3V181H2ZM2 183H1V184H2ZM4 183H3V185H5ZM10 183H11V182H10ZM14 183L18 184L17 182H14ZM20 183H21V182H20ZM25 183H26V182H25ZM38 183H41V181H38ZM46 183H47V180H45V184H46ZM55 183H56V182H55ZM55 183L53 184V186L55 185ZM126 183H127V182H126ZM133 183H134V182H133ZM174 183H175V182H174ZM7 184H8V182H7ZM12 184H13V181H12ZM16 184H14V185H16ZM47 184H50V183H47ZM101 184H102V182H101ZM101 184H100V185H101ZM138 184H139V183H138ZM23 185H25V184H23ZM23 185H22V186L20 185V186L23 187ZM27 185H29V184H27ZM31 185H32V184H31ZM39 185H40V184H39ZM50 185H51V184H50ZM129 185H130V184L127 183V184H125V185L122 186V187H124L125 189L128 190L129 188H131V187H129ZM6 186H8V185H6ZM20 186H16L17 189H19L18 187H20ZM41 186H42V190H43L44 187H43V185H41ZM45 186H46V185H45ZM47 186H48V185H47ZM53 186L51 185V186H49V187L52 188ZM55 186H56V185H55ZM102 186H103V185H102ZM132 186H134V185H132ZM31 187L34 188V186H31ZM4 188H5V187H4ZM35 188H37V187H35ZM35 188H34V190H35V191H38V190H36ZM45 188H46V187H45ZM132 188H133V187H132ZM134 188H136V186H135ZM134 188H133V189H134ZM7 189H8V187H7ZM9 189H10V188H9ZM14 189H16V188L14 187ZM29 189H30V192H31V189H32V188H29ZM29 189H27V190H29ZM52 189H53V188H52ZM54 189H55V188H54ZM56 189H57V187H56ZM56 189H55V191H56ZM116 189H117V188H116ZM116 189H115V190H116ZM2 190H3V189H2ZM2 190H0V191L2 192ZM20 190H21V188H20ZM40 190H41V189H40ZM104 190L107 191L106 189H104ZM109 190H110V188H109ZM109 190H108V191H109ZM112 190H113V188H112ZM117 190H118V189H117ZM5 191H6V190H5ZM5 191H4V192H5ZM16 191H17V190H16ZM22 191H23V190H22ZM46 191H47V190H46ZM50 191H51V190H50ZM52 191H53V190H52ZM102 191H103V190H102ZM105 191H104V192H105ZM110 191H111V190H110ZM134 191H135V190H134ZM12 192H14L13 189H12ZM12 192H7V193H6V195L8 196V199H13V202H14V203L16 202L15 200H17V203H20V205H21L22 207H25L23 201H25V200L27 201V199H24V200H23L22 197H20V196H22L23 194H18L17 192H19V191H17V192L14 193V194H13ZM25 192L27 193V192H29V191H26V189H25ZM56 192H57L56 195L58 196V190H57ZM113 192H114V190H113ZM132 192H133V191H132ZM242 192H243V191H242ZM11 193H12L13 195H12ZM19 193H20V192H19ZM21 193H22V192H21ZM37 193H38V192H37ZM37 193L35 192V194H37ZM101 193H102V192H101ZM119 193H120V192H119ZM126 193H127V192H126ZM126 193H125V194H126ZM133 193H134V192H133ZM249 193H250V192H249ZM29 194H30V193H29ZM29 194H28V196H29ZM35 194H34V195H35ZM43 194L45 195V193H43ZM43 194H41V195H43ZM111 194H112L111 192H105V196H110ZM114 194H116V193H114ZM120 194H123V191H121ZM120 194H119V195H120ZM243 194H244V193H243ZM4 195H5V194H4ZM6 195H5V196H6ZM25 195H26V194H25ZM30 195H31V194H30ZM119 195H117V196H119ZM154 195H155V194H154ZM0 196H2V195H0ZM5 196H4V197H5ZM28 196L26 195L27 198H28ZM36 196L39 197L38 195H35L34 197L36 198ZM45 196H46V195H45ZM50 196H51V195H50ZM54 196H55V194H54ZM111 196H112V195H111ZM113 196H114V195H113ZM157 196H158V195H157ZM157 196H156V197H157ZM240 196H241V195H240ZM4 197H3V198H4ZM43 197H44V196H43ZM48 197H49V196H48ZM135 197H136V196H135ZM152 197H153V196H152ZM158 197H159V196H158ZM158 197H157V198H158ZM244 197H245V196H244ZM0 198H1V197H0ZM14 198H15V199H14ZM23 198H25V196H24ZM30 198H31V197H30ZM107 198H108V197H106V199H107ZM117 198H119V197H117ZM5 199H6V198H5ZM5 199H4V200H5ZM32 199H33V197H32ZM52 199H53V198H52ZM52 199H51V197H50V199L45 198V199L42 200L40 203H38V202H36V201L34 202L33 200H31V201H32V205H33V206H34V203H38V204H36V205L34 206V210H35V208H36L38 211H41L45 206H49V205H50V206L52 207V204H53ZM108 199H109V198H108ZM155 199H156V198H155ZM158 199H159V198H158ZM86 200L88 201L87 198H86ZM153 200H154V199H153ZM38 201H40V199H39ZM154 201H155V200H154ZM156 201H157V199H156ZM156 201H155V202H156ZM4 202H5V201H4ZM7 202H8V201H6V203H7ZM13 202H9V203L12 204ZM33 202H34V203H33ZM83 202H86V201H83ZM94 202H95V201H94ZM108 202H110V201H108ZM108 202H107V203H108ZM111 202H112V201H111ZM14 203H13V204H14ZM21 203H23V205H22ZM54 203H55V202H54ZM91 203H93V202H91ZM91 203H90V204H91ZM159 203H160V202H159V200H158L157 203L155 204V206H159ZM83 204H84V203H83ZM111 204H112V203H111ZM5 205H6V204H5ZM7 205H8V208H9V204H7ZM26 205H27V203H26ZM29 205H30V204H29ZM54 205H56V204H54ZM78 205H79V204H78ZM0 206H1V205H0ZM2 206H4V205H2ZM18 206H19V205H18ZM66 206H67V204H66ZM87 206H88V204H87V205H84L83 207L86 208ZM10 207H11V206H10ZM12 207L15 208V206H12ZM16 207H17V206H16ZM74 207H75V206H74ZM78 207H79V206H78ZM83 207H82V208H83ZM113 207H114V205L112 206V208H113ZM4 208H5V207H4ZM30 208L32 209L31 206H30ZM30 208H29L28 210H30ZM52 208H53V207H52ZM57 208H58V206H57ZM75 208H76V207H75ZM79 208H81V207H79ZM11 209H12V208H10V210H8V211L11 212ZM16 209H17V208H16ZM63 209H64V206H63ZM63 209H62V210H63ZM65 209H66V207H65ZM67 209H68V208H67ZM69 209H70V208H69ZM113 209H115V207H114ZM4 210L6 211V208H5ZM55 210H56V209H55ZM57 210H58V209H57ZM59 210H61V209H59ZM59 210H58V211H59ZM85 210H86V209H85ZM5 211H3V212H5ZM8 211H6V213H7ZM44 211H45V210H44ZM70 211H71V210H70ZM10 212H8V215L10 214ZM15 212H16V210H15ZM36 212H37V211H36ZM41 212H43V211H41ZM61 212H62V211H61ZM68 212H69V211H68ZM17 213H18V211H17ZM32 213H33V209H32ZM34 213H35V211H34ZM34 213H33V214H34ZM54 213H58V212H54ZM59 213H60V212H59ZM73 213H74V212H73ZM77 213H78V210H77ZM0 214H2V213H0ZM12 214H13V213H12ZM24 214H25V213H24ZM33 214H32V215H33ZM36 214H37V213H36ZM61 214H62V213H61ZM63 214H65V213H63ZM26 215H27V213H26ZM32 215H27V216H29V217H28V220H29L30 216H32ZM55 215H56V214H55ZM58 215H60V214H58ZM69 215H70V214H69ZM67 216H68V215H67ZM255 216H256V215H255ZM41 217H42V216H41ZM37 218H38V217H37ZM37 218H36V219H37ZM42 218H44V217H42ZM64 218H65V217H64ZM66 218H67V217H66ZM66 218H65V219H66ZM255 218H256V217H255ZM16 219H17V218H16ZM24 219H25V218H24ZM69 219H70V218H69ZM0 220H2V222H3V219H0ZM21 220H22V219H20V221H21ZM31 220H32V218H31ZM6 221H7V220H5L4 222H6ZM11 221H12V220H11ZM20 221H19L18 223H20ZM26 221H27V218H26ZM26 221H25V222H26ZM59 221H60V220H59ZM66 221H67V220H66ZM2 222H1V223H2ZM16 222H17V221H16ZM22 222H23V221H22ZM25 222H23V223H25ZM31 222H32V221H31ZM31 222L29 223V222L27 221V223H25V224H22V223H21V224H17V223H16V224H14V228L17 227V228H19L20 230H21V228L25 229L27 233H26V232H23L22 230H21V231H22L23 233H25V235H27V234H29V232H32L33 229H34V226L31 227V225H33L34 223H31ZM33 222H34V221H33ZM40 222H43V220H42V221L40 220ZM62 222H63V220H62ZM70 222H71V221H70ZM6 223H7V222H6ZM14 223H15V222H14ZM38 223H39V221H38ZM64 223H66V222H64ZM3 224H4V223H2L1 226H4V225H5V226H4V227H5L4 229H6V225H7V224H4V225H3ZM30 224H31V225H30ZM40 224H41V223H40ZM7 227H8V226H7ZM11 227H12V226H11ZM41 227H42V226H41ZM43 227H44V226H43ZM8 228H9V227H8ZM8 228H7V229H8ZM35 228H36V227H35ZM28 229H29V230H28ZM31 229H32V230H31ZM42 229H43V228H42ZM13 230H16V228L13 229ZM13 230H12V231H13ZM25 230H24V231H25ZM1 231H2V228H1ZM38 231H39V230H38ZM49 231H50V230H49ZM2 232H3V231H2ZM18 232H19V230H18ZM35 232H36V231H35ZM42 232H43V231H42ZM45 232H46V230L44 231V233H45ZM47 232H48V230H47ZM50 232H51V231H50ZM4 233H6V232H4ZM7 233H8V232H7ZM10 233H11V232H10ZM12 233H13V232H12ZM8 234H9V233H8ZM8 234H7V235H8ZM34 234H35V233H34ZM36 234H37V233H36ZM50 234H51V233H50ZM10 235H11V234H9V236H10ZM12 235H13V234H12ZM14 235H15V234H14ZM17 235H18V234H17ZM19 235H20V233H19ZM22 235H24V234H22ZM37 235H39V232H38ZM37 235H35V236L37 237ZM41 235H42V234H41ZM43 235H45V234H43ZM52 235H53V234H52ZM54 235H56V234H54ZM30 236H31V235H30ZM46 236H47V235H46ZM46 236H45V237H46ZM14 237H15V236H14ZM28 237H29V236H28ZM28 237H27V238H28ZM45 237H44V238H45ZM48 237H50V236H48ZM8 238H9V237H8ZM10 238H11V237H10ZM10 238H9V239H10ZM12 238H13V237H12ZM12 238H11L10 240H8L7 243H5V242H0V252L2 251V252H4V253H7L8 251H10V250L13 248L12 246H14V245H13V243H14L13 240H14V239L12 240ZM46 238H47V237H46ZM6 239H7V238H5V240H6ZM59 239H60V238H59ZM2 240L5 241L4 239H2ZM22 240H23V239H22ZM48 240H49V239H48ZM53 240H54V239H53ZM61 240H62V239H61ZM6 241H7V240H6ZM26 241H27V240H26ZM49 241H50V240H49ZM55 241H56V240H55ZM19 242H20V240H19ZM27 242H28V241H27ZM27 242H26L25 244H29V243H27ZM51 242H53V241H51ZM51 242H49V243H51ZM61 242H62V241H61ZM59 243H60V242H59ZM21 244H22V243H21ZM25 244H23V246H24ZM54 244H55V242H54ZM19 245H20V244H19ZM55 245H56V244H55ZM61 245H62V243H61ZM61 245L59 246L58 249H60ZM27 246H28V245H27ZM30 246H31V245H30ZM116 246H117V245H116ZM19 247H20V246H19ZM25 247H26V245H25ZM28 247H29V246H28ZM28 247H27V248H28ZM64 247H65V246H64ZM20 248H21V247H20ZM27 248H25V249H27ZM33 248H34V247H33ZM15 249H16V248H15ZM25 249H24V250H25ZM29 249H30V248H29ZM35 249H36V248H35ZM39 249H41V247H40ZM65 249H67V248H65ZM116 249H117V247H116ZM16 250H17V249H16ZM16 250H14V251H16ZM21 250H22V249H20V251H21ZM42 250H43V249H42ZM42 250H41V251H42ZM18 251H19V248H18ZM22 251H23V250H22ZM29 251H30V250H29ZM29 251H28V252H29ZM43 251H45V250H43ZM47 251H48V250H47ZM24 252H25V251H24ZM122 252H124V251H122ZM122 252H117V251H115L114 253H118L119 255H117V256H118L117 258H118V259H121V258H119V256H121V255L123 254ZM8 253H9V252H8ZM11 253H12V252H11ZM11 253H10V254H11ZM1 254H2V253H1ZM12 254H13V253H12ZM44 254H45V253H44ZM44 254H43V256H44ZM130 254L133 255L132 253H129L128 255H130ZM20 255H22V254H20ZM31 255H32V254H31ZM38 255H40V254H38ZM131 255H130V256H131ZM135 255H136V254H135ZM1 256H3V255H1ZM12 256H13V255H11V256H9V257H12ZM47 256H48V255H47ZM45 257H46V256H45ZM16 258H17V257H16ZM20 258H21V257H20ZM25 258H26V256H25ZM27 258H28V257H27ZM32 258H33V257H31V260H32ZM117 258L115 257L116 260L114 261V262H115L114 264H119V263H121L120 260H117ZM13 260H14V259H13ZM16 260H17V263H16L15 261H12L10 258H7V257H0V264H10V263H13V262H15L16 264H18V260H19V259H16ZM26 260H27V259H26ZM26 260H25V262H26ZM28 260H29V258H28ZM46 260H47V259H46ZM48 260H49V259H48ZM56 260H57V259H56ZM85 260H86V259H85ZM87 260H88V259H87ZM19 261H21V260H19ZM25 262H22V264H24ZM27 262H29V261H27ZM50 262H51V261H50ZM55 262H56V261H55ZM55 262H52V264L55 263ZM29 263H31V262H29ZM33 263H34V261L32 260V264H33ZM48 263H49V262H48ZM25 264H26V263H25ZM62 264H63V263H62ZM112 264H113V262H112Z\"/></svg>",
    "mask_w": 264,
    "mask_h": 264
}]
</instances>
